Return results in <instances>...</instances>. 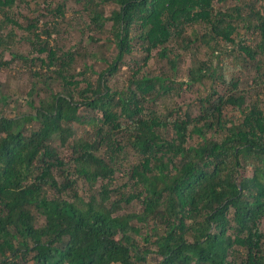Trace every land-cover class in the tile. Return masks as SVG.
Returning a JSON list of instances; mask_svg holds the SVG:
<instances>
[{
    "label": "trees",
    "instance_id": "obj_1",
    "mask_svg": "<svg viewBox=\"0 0 264 264\" xmlns=\"http://www.w3.org/2000/svg\"><path fill=\"white\" fill-rule=\"evenodd\" d=\"M82 1L110 57L58 46L64 3L0 0V51L20 30L36 53L10 54L29 62L32 112L0 111V264H264V0ZM85 56L107 67L76 72Z\"/></svg>",
    "mask_w": 264,
    "mask_h": 264
},
{
    "label": "rangeland",
    "instance_id": "obj_2",
    "mask_svg": "<svg viewBox=\"0 0 264 264\" xmlns=\"http://www.w3.org/2000/svg\"><path fill=\"white\" fill-rule=\"evenodd\" d=\"M29 3L30 9L34 8L35 2H39V4L44 5L43 0H25ZM49 3H64L65 5V11H66V17L63 22L54 23V27L56 32V38L58 40V46L63 49L64 51L69 50L70 48H74L76 51L80 52L81 54H88V53H99L100 55H109V51L107 49V44L105 43V37L110 36V32L107 33V35L103 34L100 35L98 32L95 31V28L89 27L87 23H89V20L87 18V14L84 13L83 8L85 5V2L83 3L82 0H47ZM235 3L233 1H227L225 6H231ZM15 12L20 13V15H27L29 14V10L25 6L24 2L17 3V5L14 6ZM117 7L113 4H108L104 9L106 11V15L110 16L111 12L116 9ZM43 11V10H42ZM44 12V11H43ZM45 13V12H44ZM37 15V13H34V15ZM20 15L14 14V17L20 24H24V20L20 17ZM52 21L53 17L48 16L43 19V21ZM1 23V19H0ZM111 24L109 23L107 26L108 31L111 28ZM18 35L15 37L14 41L11 42V44L8 46L9 50L7 51H0V61L8 62L7 67H0V95L7 96V100L4 103H0V111H2L5 116L13 117L19 114H27L31 113L32 109L28 105L29 96L27 95L28 91L31 88V82L32 78L30 77V74L27 72V66L29 65V62H24L20 59L12 58L10 55L11 53L16 54H22L24 56H36L34 52V46L31 45L29 42L20 39L21 38V32L20 30H16ZM242 32V30H238ZM243 34L240 33L239 37H242ZM90 37H98L103 41L100 42H93L90 40ZM251 37V36H249ZM45 38V37H44ZM222 45V44H221ZM226 47L224 45L219 46V50L221 52V55L219 57L220 62L219 64H225L228 67H224L225 72H229L231 68L232 62L234 61V58L230 56H225L227 54ZM36 48V46H35ZM74 50V51H75ZM206 48L203 46L200 49L199 54L197 55L200 60H204L207 58ZM135 59L139 61V57H137V52H133L132 55H128L125 61L126 67H122L120 69V72L118 73L117 77L115 78L116 82L124 83L130 73L131 69L134 67V61ZM213 62H216L217 59H212ZM87 62L89 65H94V70L97 72H100L101 70H104L107 66L104 62H94L88 57H78L74 63L73 68L76 69V72H81L84 70V63ZM190 59L187 56L185 58V62L180 66V70L178 72V75L180 78H184V71L189 66ZM36 68H39L40 64L38 62L35 63ZM149 67L153 70L155 68L152 61L149 63ZM87 77L90 78V81H95L97 76L90 73H87ZM80 80L82 77L79 78ZM205 86L209 85V82L206 81L204 83ZM41 87V86H40ZM38 87V88H40ZM196 89H192L190 92H187L184 96V92L182 93L181 97H178L174 103L171 105V107H180L181 111H184V108L194 101V98L196 97ZM37 104V103H36ZM228 115L233 114L232 111L229 109L226 110ZM79 134H84V128H79ZM58 150L62 156H68L70 154V150L68 148H60L59 145ZM130 161H133V157L130 158ZM117 181L120 183H125V180L127 178L122 175V173H118L117 175ZM125 179V180H124ZM122 185V184H119ZM79 191L80 194L86 195V186L81 182L79 184ZM49 195H52V192H49ZM140 210V204H133L129 211H139ZM41 223V221H40ZM261 231L264 233V218L261 222ZM143 264H156L155 257L152 255H148L146 257L145 263Z\"/></svg>",
    "mask_w": 264,
    "mask_h": 264
}]
</instances>
